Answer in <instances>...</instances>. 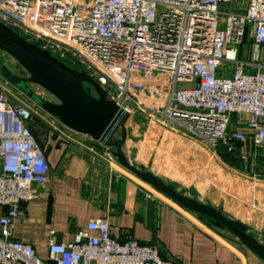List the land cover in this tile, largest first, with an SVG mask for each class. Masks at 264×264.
Returning a JSON list of instances; mask_svg holds the SVG:
<instances>
[{"label":"built area","instance_id":"obj_1","mask_svg":"<svg viewBox=\"0 0 264 264\" xmlns=\"http://www.w3.org/2000/svg\"><path fill=\"white\" fill-rule=\"evenodd\" d=\"M0 23L84 71L124 111L169 122L205 150L235 154L247 138L264 144V0H0ZM247 40L250 62L240 59ZM18 91L0 87V264H176L157 244L113 238L107 216L71 242L50 240L45 258L13 237L49 174L31 130L43 110ZM40 117L59 138L94 143Z\"/></svg>","mask_w":264,"mask_h":264},{"label":"crops","instance_id":"obj_2","mask_svg":"<svg viewBox=\"0 0 264 264\" xmlns=\"http://www.w3.org/2000/svg\"><path fill=\"white\" fill-rule=\"evenodd\" d=\"M253 55L252 41L247 40L240 59L250 62ZM259 58L264 61V47ZM31 130L45 153L48 180L35 187L38 198L28 203L26 217L14 223L13 237L33 244L41 258L50 240L71 242L90 220L107 216L113 238L157 244L163 258L176 264H264L224 227L126 174L106 149L77 143L80 136H72L75 142L59 138L44 117ZM239 131L246 132L243 127ZM129 141L128 134L126 145ZM206 151L210 155L184 144L180 165L174 166L171 157L161 158L159 151L148 152L145 163L135 164L242 223L264 244V144L255 146L247 138L235 144V154L222 147Z\"/></svg>","mask_w":264,"mask_h":264},{"label":"water","instance_id":"obj_3","mask_svg":"<svg viewBox=\"0 0 264 264\" xmlns=\"http://www.w3.org/2000/svg\"><path fill=\"white\" fill-rule=\"evenodd\" d=\"M0 51L8 54L26 72L12 73L0 65V75L25 94L44 112L69 130L89 137L93 147L106 149L116 163L139 181L169 198L177 205L204 216L236 236L249 250L264 260V244L257 241L240 222L219 210L180 193L173 185L136 165L128 156L127 123L130 114L113 102L105 91L84 71H77L56 59L50 52L31 44L0 23ZM28 85H36L56 102L38 97Z\"/></svg>","mask_w":264,"mask_h":264},{"label":"rangeland","instance_id":"obj_4","mask_svg":"<svg viewBox=\"0 0 264 264\" xmlns=\"http://www.w3.org/2000/svg\"><path fill=\"white\" fill-rule=\"evenodd\" d=\"M0 65L5 66L16 75H27L26 72L15 62L13 58H11L8 54L2 51H0ZM28 86L36 95L42 93L43 99L48 101L54 100L53 96H51L46 91L43 92V89L39 88L38 86ZM0 87L6 92L9 90L15 92L16 88L14 86H11L1 75ZM19 91L18 93L20 98L29 100V98L25 94ZM40 112L41 111H38L34 115L33 122L36 126H38V122L41 119L40 116L42 115L43 111L41 113ZM127 132L129 134L130 141L125 146V150L130 155L129 158L134 163H145L146 161L143 156H146L148 152L154 153V151H159V156H161V158L164 156L171 157V163H173L174 166L180 165L183 157L182 155H180L179 152L182 150V146L184 144L191 145L197 151L205 152L206 154L210 155L200 144L191 139L185 138L180 133H178L177 129H175L173 124L164 120H160V118H153L151 116H148V114L138 109L132 110V113L130 114V119L127 123ZM185 139L188 140L190 143H187ZM168 152L169 154H167ZM162 162L163 161L161 160V163ZM119 168L129 176L135 178L133 175L125 171L122 167L119 166ZM148 188L151 189L153 192L155 191L149 186Z\"/></svg>","mask_w":264,"mask_h":264}]
</instances>
